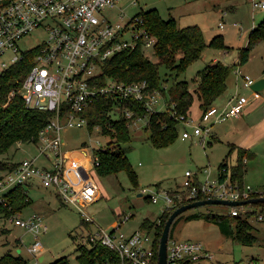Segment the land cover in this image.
Returning <instances> with one entry per match:
<instances>
[{
    "label": "built area",
    "instance_id": "2783aa9c",
    "mask_svg": "<svg viewBox=\"0 0 264 264\" xmlns=\"http://www.w3.org/2000/svg\"><path fill=\"white\" fill-rule=\"evenodd\" d=\"M122 1L0 0V90L5 82L12 85L6 95V102L0 105L6 107L15 97L21 96L29 108L55 112V118L40 133L38 157L26 159L15 171L0 176L1 207L12 210L9 193L17 187L27 188L33 181H39L44 188L55 189L65 204L75 206L81 217L90 223L92 219L86 209L100 197L90 173L95 171L99 163L90 152L80 149L91 164V169L86 173L89 183L76 187L67 179L68 153L62 148L65 144L63 128H87L88 122L82 113L91 104L107 96L142 103L149 114L158 111L161 93L149 90L146 81L129 84L110 81L104 86L95 84L101 73L100 66L107 59L128 49L141 48L152 54L157 44L156 37L147 31L141 18L133 17L124 24L108 21L105 16L107 9L117 7ZM253 8L264 11V0L255 1ZM121 18L124 19L123 16ZM224 27L220 23V28ZM37 31L46 35L43 42L34 49L21 51L20 43ZM11 70L22 76L11 79L8 76ZM234 72L243 87L250 89L255 80L245 74L240 66H236ZM246 104L245 98L235 95L225 108L213 106L202 113L200 120L181 116L180 124L192 130L189 133L185 129L182 139L195 137L204 146L207 145L212 127L241 117ZM64 105L69 110L67 116H62ZM116 110L131 121V126L143 120H146V125L148 123L147 116L135 118L134 112L129 109L117 107ZM95 130L101 132L100 127ZM97 149L106 150L102 147ZM39 157L45 159L48 165L39 166ZM185 176L187 198L194 202L199 201V198L246 201L255 194L250 186L241 190L229 179L210 180V172H207V179L198 185L189 172ZM146 193L143 190V194ZM163 197L169 207L175 203L176 198L171 195L165 194ZM177 198L182 200L180 195ZM145 199L155 204L159 202L156 195ZM243 207H230V215H239ZM8 218L15 226L34 235L35 243L28 251L37 257L43 250L39 238L48 231L44 216L36 214L23 220L19 214H12ZM263 218L261 215L260 220ZM129 219L126 217L120 223H115L109 230L99 228L95 236L89 237L90 241L100 242L116 252L119 264H158L154 247L155 231L141 229L125 234L120 229ZM212 258L213 255L201 243L168 240L167 264H183L186 260L197 263Z\"/></svg>",
    "mask_w": 264,
    "mask_h": 264
},
{
    "label": "rangeland",
    "instance_id": "374dc122",
    "mask_svg": "<svg viewBox=\"0 0 264 264\" xmlns=\"http://www.w3.org/2000/svg\"><path fill=\"white\" fill-rule=\"evenodd\" d=\"M255 1L261 0H123L117 7L107 9L105 16L110 22L124 24L140 12L156 9L164 20L175 19L180 28L200 27L207 43L216 36H223L228 50L208 47L201 58L178 77L179 81L188 83L190 91L195 95V102L200 105L195 92L199 73L215 60L234 67L240 50L248 45L249 35L246 28L258 26L264 20V11L253 8ZM220 23L225 25L223 29L220 28ZM235 23L237 26H234ZM45 37L44 33L37 31L23 40L19 47L23 52L29 51L38 47ZM255 53L257 56L250 64L253 70L264 66V47ZM148 55L152 61L157 60L151 53ZM159 71L163 80L169 79L163 85L167 93L173 79L166 68L161 67ZM253 75L255 76L254 73ZM159 97L160 105L157 109L163 111L166 109V99L162 94ZM195 107L198 106L195 104L194 109ZM195 113L197 120H200L202 112L199 108ZM216 125L218 124L212 129ZM185 129L189 133L192 132L190 128L180 124L178 135L173 142L165 146H155L150 139L151 132L146 129V120H143L131 126L129 143H121L120 149L114 144L110 146L112 151L125 153L136 174L137 183H133L125 171L110 176H100L97 171H92L91 179L100 190V197L86 209L87 215L92 219L88 228L80 226L82 217L75 206L63 204L58 199L55 189L44 188L39 181H33L32 188H26L31 204L22 210L19 216L23 220L36 214L44 216L48 231L39 238L43 250L37 257L30 254L28 249L35 243L34 235L15 226L8 217H0V259L12 254L23 257L29 264H36V261L38 264H54L62 258H67L69 264H79L77 249L81 245L90 249L88 237L95 236L99 228L109 230L116 222L120 223L126 217H131L120 229L129 235L141 230L145 220L156 221L166 211L169 206L163 197L165 194L182 201L184 195L188 194L184 188L187 172L192 175L195 182L196 179L204 182L207 179V172H210V180H215L218 167L224 159L221 151L223 148L216 146L215 143L212 146L208 144L204 146L201 140L195 137L183 140L182 134ZM62 137L65 140L63 151L68 154L81 148L88 152L100 147L107 148L111 141L100 131L89 132L86 127L63 128ZM210 139L211 136L208 142ZM39 148V143H19L7 154L0 155V161L8 159L20 163L38 157ZM70 155L79 157L81 154L74 152ZM254 161L249 159L247 163L244 186H248L245 180L247 182V177H250L257 183L252 184L254 189L260 190L253 191L259 193L262 192L261 184L264 183V163L255 164ZM37 163L39 166L48 165L41 157L37 159ZM90 169L87 161L79 163L73 161L67 173L69 176L77 177L78 186L81 187L89 183L86 173ZM143 190L147 193L143 194ZM153 195L159 198L156 204L145 199ZM178 195L182 200L177 198ZM251 210L253 209L243 208L244 212ZM211 214L227 216L230 214V207L207 205L187 210L174 221L170 239L201 243L213 255L212 259H203L197 264H264V220L251 219L257 242L247 246L228 238L216 224L207 220L206 217ZM41 258L43 260H40Z\"/></svg>",
    "mask_w": 264,
    "mask_h": 264
},
{
    "label": "trees",
    "instance_id": "16d2710c",
    "mask_svg": "<svg viewBox=\"0 0 264 264\" xmlns=\"http://www.w3.org/2000/svg\"><path fill=\"white\" fill-rule=\"evenodd\" d=\"M135 17L143 19L144 27L151 35L156 37L157 44L151 55L155 56L157 60L152 61L148 53L141 48L124 50L101 64V73L95 84L104 86L110 81L126 84L146 81L149 90H157L165 97L166 109L149 114L146 111V105L142 103L107 96V98H101L91 104L82 115L88 122L87 129L89 132L94 131L96 127H100L101 134L111 139L105 151H100L97 148L89 151L94 159L97 158L99 163L95 171L100 176H110L125 171L132 182L136 184V174L125 153L122 151L115 152L110 148L114 144L120 149L121 143L131 141V121L119 115L115 108L129 109L134 112L135 118L147 116L146 129L151 132L150 139L152 143L155 146L170 144L178 135L179 118L181 116L188 118L196 101L188 83L179 81L178 77L191 64L199 60L208 47L223 50H228V48L224 44L223 36H216L210 43H207L200 27L180 28L175 19L164 20L156 9L140 12ZM263 41L264 20L250 33L248 45L240 50L239 65H245L249 61L253 49ZM161 67L166 68L169 76L173 79V84L167 93L163 85L169 79H162L159 71ZM235 67L236 65L230 67L218 61L209 64L204 71L199 73L198 87L195 92L200 101L202 113L213 107L216 100L226 92L227 80ZM20 75L13 70L8 74L11 79ZM11 86L6 82L4 83L0 90V104L6 102V95L11 90ZM63 108L62 116H67L69 112L67 105H64ZM115 116L119 117L116 118ZM54 118L55 112H44L27 107L21 96L15 97L6 107L0 105V155L7 154L14 145L19 143H39L41 131ZM81 149L85 150V148ZM235 153L237 159L235 163H232V156ZM249 156L247 150L231 145L229 153L218 167L219 180L229 179L239 189H244L245 161ZM21 163H14L8 159L0 161V176L15 171ZM196 181L195 184L198 185L200 182L198 179ZM57 197L65 204L59 194H57ZM259 197H264V191L253 194L250 199ZM8 198L13 208L8 210L0 206V217L2 218L19 214L31 204V199L24 187H17L11 191ZM183 198L182 201L175 199V203L167 208L158 220H145L142 223L141 229L148 232L155 231L156 259H158L161 236L169 217L179 207L194 202L192 199H188L187 195H184ZM197 200L204 199L199 198ZM244 207L253 210L244 212L241 209L237 216H231L230 214L215 216L211 214L206 219L216 224L228 238L238 241L242 245L251 246L257 242V238L253 234L254 226L251 219L258 220L261 215H264V204H249ZM80 226L88 228L89 222L81 218ZM89 243L91 244L90 249L83 245L77 249L79 264H119V256L116 252L103 246L100 242H92L89 239ZM0 264L29 263L21 256L7 254L0 259ZM54 264H69V262L67 258H62ZM183 264L197 263L186 260Z\"/></svg>",
    "mask_w": 264,
    "mask_h": 264
},
{
    "label": "crops",
    "instance_id": "0c3cea01",
    "mask_svg": "<svg viewBox=\"0 0 264 264\" xmlns=\"http://www.w3.org/2000/svg\"><path fill=\"white\" fill-rule=\"evenodd\" d=\"M237 26V25H236ZM257 26H251L249 28H246L247 34L250 36V33L256 28ZM249 40V39H248ZM248 44V43H247ZM246 44V45H247ZM264 47V41L258 44L254 49L253 52L249 58V63L246 66L239 65V57L236 59V62L234 65L240 66L242 71L249 75L252 79L259 80L261 78H264V66L261 65L257 70H253L250 66L251 63H253L254 59L256 58V53L259 48ZM226 51V50H225ZM227 53V52H226ZM216 63V60L214 61ZM213 63V64H214ZM255 74V76L253 75ZM235 95H240L243 98L246 99L247 104L242 112L241 117L239 118H232L228 121L216 125L211 132V139L208 143L209 146H212L213 143L216 144V146H221V151L223 152V157L227 156V154L230 151V146H237L242 149H245L249 152V158L246 159L245 163L247 166V163L249 159L255 160L256 162L264 163V92H253L251 89H247L243 87V84L237 80V77L235 75V72H232L227 80V90L226 92L216 100L214 103V107H217L218 109H223L226 107L228 102L234 97ZM197 105L198 107H195L194 105ZM190 118L197 120L198 117H196V113L199 110L202 112L200 105L196 102L194 103ZM74 152H80V156H71V153ZM68 154V167L69 165L74 161L76 163L79 162H85L87 161L88 164H90L89 158L84 156L82 153V150L78 149ZM223 159V160H224ZM237 159L236 153L232 156V162L235 163ZM222 160V161H223ZM234 160V161H233ZM257 160V161H256ZM222 163V162H221ZM91 166V164H90ZM247 172V169H246ZM67 176L70 174L67 173ZM218 178V175H217ZM245 179V177H244ZM94 183V182H93ZM95 184V183H94ZM245 184H248L252 189L253 185H257L255 181L250 179V177H247V182L245 180ZM253 184V185H252ZM32 185H29L27 188H32ZM96 186V184H95ZM97 187V186H96ZM262 192L264 191V183L261 184ZM98 189V187H97ZM255 192L260 191L257 189H254ZM98 192L100 194V190L98 189ZM259 192V193H262ZM149 200V199H148ZM131 218V217H130ZM264 220V218H263ZM119 223V222H116ZM123 227V226H122ZM121 227V229H122ZM41 258L40 260H42Z\"/></svg>",
    "mask_w": 264,
    "mask_h": 264
},
{
    "label": "water",
    "instance_id": "95a60500",
    "mask_svg": "<svg viewBox=\"0 0 264 264\" xmlns=\"http://www.w3.org/2000/svg\"><path fill=\"white\" fill-rule=\"evenodd\" d=\"M250 89L256 93L263 92L264 91V78L254 81ZM258 203L264 204V197L249 199L246 201H222V200H216V199H208V200L195 201L190 204L179 207L169 217L165 225L164 231L162 233L161 240H160L159 253H158V264H167V243H168V240L170 239L171 227L174 221L187 210L195 209V208H199V207H203L207 205H223V206H228V207H242V206H246L249 204H258Z\"/></svg>",
    "mask_w": 264,
    "mask_h": 264
},
{
    "label": "bare ground",
    "instance_id": "6f19581e",
    "mask_svg": "<svg viewBox=\"0 0 264 264\" xmlns=\"http://www.w3.org/2000/svg\"><path fill=\"white\" fill-rule=\"evenodd\" d=\"M67 170H68V163H67ZM66 173H67V171H66ZM67 177V179H69L76 187H79L78 186V181H77V177H75V176H66Z\"/></svg>",
    "mask_w": 264,
    "mask_h": 264
}]
</instances>
